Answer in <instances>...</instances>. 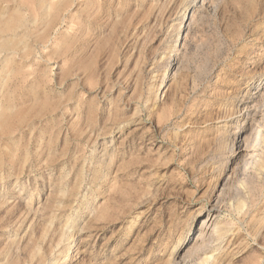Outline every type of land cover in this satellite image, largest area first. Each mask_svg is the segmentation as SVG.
Here are the masks:
<instances>
[{"label":"rangeland","instance_id":"1","mask_svg":"<svg viewBox=\"0 0 264 264\" xmlns=\"http://www.w3.org/2000/svg\"><path fill=\"white\" fill-rule=\"evenodd\" d=\"M0 264H264V0H0Z\"/></svg>","mask_w":264,"mask_h":264},{"label":"bare ground","instance_id":"2","mask_svg":"<svg viewBox=\"0 0 264 264\" xmlns=\"http://www.w3.org/2000/svg\"><path fill=\"white\" fill-rule=\"evenodd\" d=\"M2 48V47H1ZM211 208H215V205L213 206V207H211ZM218 217V213H216L215 215H213V218H212V221L211 222H214L215 220H216V218ZM213 224H215V223H213ZM211 232H213V231H211ZM211 235V234H210ZM208 236V235H207ZM62 240V239H61ZM64 241H65V239H64ZM62 244V243H61ZM72 247H74V245H70V247H68V248H72ZM71 250V249H70Z\"/></svg>","mask_w":264,"mask_h":264}]
</instances>
